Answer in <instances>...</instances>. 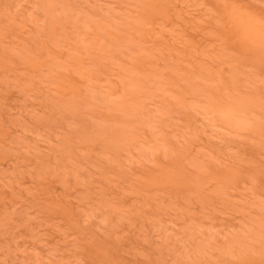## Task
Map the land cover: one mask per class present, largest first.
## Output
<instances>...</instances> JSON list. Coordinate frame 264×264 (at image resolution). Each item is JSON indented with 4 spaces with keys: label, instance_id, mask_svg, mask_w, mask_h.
Returning a JSON list of instances; mask_svg holds the SVG:
<instances>
[{
    "label": "rangeland",
    "instance_id": "1",
    "mask_svg": "<svg viewBox=\"0 0 264 264\" xmlns=\"http://www.w3.org/2000/svg\"><path fill=\"white\" fill-rule=\"evenodd\" d=\"M0 264H264V0H0Z\"/></svg>",
    "mask_w": 264,
    "mask_h": 264
}]
</instances>
